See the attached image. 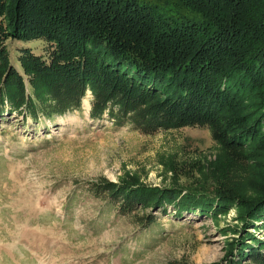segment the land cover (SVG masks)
<instances>
[{
	"label": "rangeland",
	"instance_id": "obj_1",
	"mask_svg": "<svg viewBox=\"0 0 264 264\" xmlns=\"http://www.w3.org/2000/svg\"><path fill=\"white\" fill-rule=\"evenodd\" d=\"M143 1L165 17L194 16L173 0ZM0 2L3 13L13 4ZM118 6L99 10L119 16ZM93 7H81L85 19ZM8 33L0 264H264V211L244 212L264 183V80L233 86L210 117H175L161 111L163 94L144 104L113 86L99 95L80 68L64 69L65 83L57 44Z\"/></svg>",
	"mask_w": 264,
	"mask_h": 264
},
{
	"label": "trees",
	"instance_id": "obj_2",
	"mask_svg": "<svg viewBox=\"0 0 264 264\" xmlns=\"http://www.w3.org/2000/svg\"><path fill=\"white\" fill-rule=\"evenodd\" d=\"M11 1L12 7L0 12L6 19L0 22V40L9 30L14 38L44 37L57 44L59 78L68 83L62 71L80 68L99 95L113 86L144 104L148 95L159 93L165 98L162 112L177 117L180 108H188V118H205L217 112L212 110L217 103L227 106L233 100V86L264 80V0H219L218 7L207 0H173L193 17L174 12L165 17L143 0ZM90 3L96 10L89 8L87 21L81 7ZM103 3L119 5V16L110 8L99 10ZM238 38L245 43L236 44ZM258 187L244 210L249 219L264 211V183Z\"/></svg>",
	"mask_w": 264,
	"mask_h": 264
}]
</instances>
